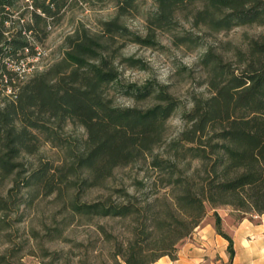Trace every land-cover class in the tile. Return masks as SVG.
I'll use <instances>...</instances> for the list:
<instances>
[{"label":"trees","instance_id":"1","mask_svg":"<svg viewBox=\"0 0 264 264\" xmlns=\"http://www.w3.org/2000/svg\"><path fill=\"white\" fill-rule=\"evenodd\" d=\"M72 1L0 0V232L10 215L51 196L65 219L127 221L113 264H152L176 260L212 210L231 264L234 242L217 208L240 218L264 215V0H150L144 34L122 19L145 0H111L116 12L101 33L76 28L58 61L19 80L7 63L40 57L37 43ZM249 26L262 32L245 35L243 47L227 42L220 51L208 42ZM160 34L177 48H203L196 66L206 94L192 93L189 108L154 79L120 84L119 66L146 68L125 57L123 45L157 48ZM8 85L13 95L5 94ZM110 90L134 104L117 105ZM181 108L182 127L171 133L169 120ZM70 127L83 131L73 135ZM44 144L56 150V161L44 159ZM126 167L127 186H112L115 171ZM92 190L100 193L87 199ZM97 228L106 235L104 225ZM43 253V264H72L62 251ZM8 263L0 255V264Z\"/></svg>","mask_w":264,"mask_h":264},{"label":"rangeland","instance_id":"2","mask_svg":"<svg viewBox=\"0 0 264 264\" xmlns=\"http://www.w3.org/2000/svg\"><path fill=\"white\" fill-rule=\"evenodd\" d=\"M138 9L137 12L125 16L122 20L132 31L144 34V16L153 9L152 2L145 0L141 2ZM115 12L116 7L111 0H73L61 15V18L55 24H51L46 39L42 43H37V46L42 50V55L33 62L34 65L30 73L41 71L58 61L63 55L64 38L76 28L83 26L92 34L101 33V23L111 19ZM261 32L262 28L260 27H239L229 33H220L208 42L214 43L215 40L219 43V50L223 51L225 43L230 42L243 47L245 35L253 36ZM159 39L162 46L157 48L142 47L132 43L123 45L122 54L125 57L141 60L146 68L119 66L120 84L143 85L154 79L168 85L170 92L181 100L182 106L189 108L192 93L203 92L206 94L204 86L200 84L202 73L196 66L203 48L190 50L174 47L167 34H160ZM110 93L119 106L134 104L131 99L121 95L120 92L110 90ZM147 105L148 102L145 101L138 103L139 107H146ZM181 113L182 108L176 110L170 118L169 132L176 133L182 127ZM68 131L74 135L82 133L83 130L70 127ZM41 154L45 160L56 161L58 159L56 150L49 144L42 146ZM129 171L130 169L127 167L115 171L116 180L111 183L112 186L114 184L120 185L122 182L127 186ZM98 193H100L98 190L90 191L87 194V199L96 198ZM59 211L60 205L54 197L50 196L38 198L32 207L21 208L19 214L10 215L8 227L0 232V255L6 256V259L9 260L8 264H43L44 261L48 260L43 252L56 250L62 251L64 256H68L72 264H83V262L86 264H113L110 256L115 248L114 242L125 241L127 221L96 219L91 224H83L77 219L73 221L65 219L67 214ZM216 211L221 216L222 229L232 238L234 228L242 220L246 219L251 223L261 221V216L240 218L228 206H221ZM213 221V211L208 210L201 227L205 228L208 224L213 227ZM99 224L104 225L106 235L97 228ZM214 233L217 234L215 230ZM51 234L56 236H52L54 237L52 238L49 236ZM109 234H112L115 238H111ZM223 241L225 244L222 247L225 245V249L222 251V247L215 244L213 248L216 251L209 257H203L204 263L229 264L227 241L224 238ZM12 249H14V252L10 251ZM11 253H14L15 256H11ZM207 258H209V261ZM234 259L231 264H233Z\"/></svg>","mask_w":264,"mask_h":264},{"label":"crops","instance_id":"3","mask_svg":"<svg viewBox=\"0 0 264 264\" xmlns=\"http://www.w3.org/2000/svg\"><path fill=\"white\" fill-rule=\"evenodd\" d=\"M232 236L235 246L233 264H264V215L258 223L242 220L234 228ZM215 244L222 247L225 243L223 238L215 234L213 227L208 224L205 228L199 227L192 237L185 241L179 249L176 260L162 257L152 264H206L203 257H209L216 251L213 248ZM224 249L225 245L222 251ZM207 260L209 261V258Z\"/></svg>","mask_w":264,"mask_h":264},{"label":"built area","instance_id":"4","mask_svg":"<svg viewBox=\"0 0 264 264\" xmlns=\"http://www.w3.org/2000/svg\"><path fill=\"white\" fill-rule=\"evenodd\" d=\"M41 54V52H40ZM40 57L36 56L34 58L27 57L25 60H19L17 62H8L7 65L11 69L17 72V77L19 80L25 79L27 76H29L30 70L34 65V61L38 60ZM14 91L11 86H7L5 89V94L13 95Z\"/></svg>","mask_w":264,"mask_h":264}]
</instances>
